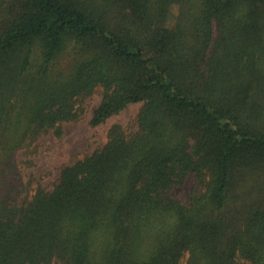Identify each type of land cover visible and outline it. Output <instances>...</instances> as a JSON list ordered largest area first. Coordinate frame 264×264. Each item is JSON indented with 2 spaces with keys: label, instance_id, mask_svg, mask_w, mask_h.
I'll return each instance as SVG.
<instances>
[{
  "label": "trees",
  "instance_id": "16d2710c",
  "mask_svg": "<svg viewBox=\"0 0 264 264\" xmlns=\"http://www.w3.org/2000/svg\"><path fill=\"white\" fill-rule=\"evenodd\" d=\"M95 93L135 129L25 183ZM0 264H264V0H0Z\"/></svg>",
  "mask_w": 264,
  "mask_h": 264
},
{
  "label": "rangeland",
  "instance_id": "374dc122",
  "mask_svg": "<svg viewBox=\"0 0 264 264\" xmlns=\"http://www.w3.org/2000/svg\"><path fill=\"white\" fill-rule=\"evenodd\" d=\"M101 100L99 93H95L85 105L82 118L78 122L66 123L62 128V135L56 137L53 134L42 136L36 143L35 151L26 157L18 153L17 160L21 162L23 181L29 180L33 186L40 185L51 189L59 180L60 172L65 166L73 165L79 160L101 149L108 140L109 130L118 125L122 129H135L137 114L141 104H131L119 114L111 116L102 124L91 127L90 118L92 110ZM28 160L26 164L24 161ZM189 180L184 187L178 188L175 195L180 200H185L191 186ZM248 187L241 189V196L236 202L230 203L224 214L247 203ZM239 205V206H238Z\"/></svg>",
  "mask_w": 264,
  "mask_h": 264
}]
</instances>
